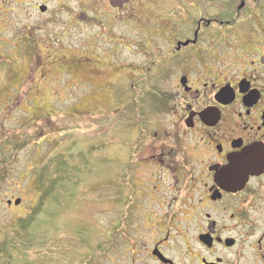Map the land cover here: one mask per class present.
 <instances>
[{"label":"rangeland","instance_id":"1","mask_svg":"<svg viewBox=\"0 0 264 264\" xmlns=\"http://www.w3.org/2000/svg\"><path fill=\"white\" fill-rule=\"evenodd\" d=\"M75 2L0 0V264H157L138 207L121 200L138 199L136 159L161 143L173 76L146 74L151 50L116 47L111 29L77 27ZM176 244L165 252L189 264ZM236 252L262 264L245 243Z\"/></svg>","mask_w":264,"mask_h":264},{"label":"flooded vegetation","instance_id":"2","mask_svg":"<svg viewBox=\"0 0 264 264\" xmlns=\"http://www.w3.org/2000/svg\"><path fill=\"white\" fill-rule=\"evenodd\" d=\"M75 4L77 27L111 29L116 47L151 50L146 74L173 76L161 143L136 159L146 172L138 199H120L148 225L151 260L177 264L165 248L179 241L189 264H235L245 243L264 264V0ZM147 135L142 124L137 149Z\"/></svg>","mask_w":264,"mask_h":264},{"label":"trees","instance_id":"3","mask_svg":"<svg viewBox=\"0 0 264 264\" xmlns=\"http://www.w3.org/2000/svg\"><path fill=\"white\" fill-rule=\"evenodd\" d=\"M2 95L4 96V91H2ZM3 96H1L0 95V97L1 98H3ZM135 105V104H134ZM133 105V106H134ZM127 117V115L125 114V111H124V113L123 114H121L120 115V118H122V119H124V118H126ZM126 119H129V118H126ZM126 121L127 120H125V121H123V122H121V124H123V123H125L126 124ZM128 125L130 126V124L128 123ZM126 129V128H125ZM62 165V167H61V172H63V174L64 175H69V173H70V170H68L69 168L63 163V164H61ZM68 170V171H67ZM51 186L53 187V186H59V180H51ZM42 201H43V197L41 198V205H42ZM37 215V214H36ZM36 215H34V216H36ZM29 224V222L27 223V225ZM27 225L25 224V227H24V230H27L28 228H27ZM20 230V229H19ZM18 230V231H19ZM26 235H29L28 234V232H27V234ZM26 238H29V236L28 237H26ZM30 239V238H29ZM25 241H27V240H25ZM7 244H9V247L10 246H12V242L11 243H9V240H8V243ZM13 258H14V260H13V262L15 261V257L13 256Z\"/></svg>","mask_w":264,"mask_h":264},{"label":"water","instance_id":"4","mask_svg":"<svg viewBox=\"0 0 264 264\" xmlns=\"http://www.w3.org/2000/svg\"><path fill=\"white\" fill-rule=\"evenodd\" d=\"M40 8V11H44L45 10V7L44 6H40L39 7ZM249 170V169H248ZM250 171H252V169L250 168ZM249 172H247V173H244V175H247ZM19 203V200H16L15 201V204H18ZM159 256L161 257V255L159 254ZM208 264H210V263H208Z\"/></svg>","mask_w":264,"mask_h":264}]
</instances>
